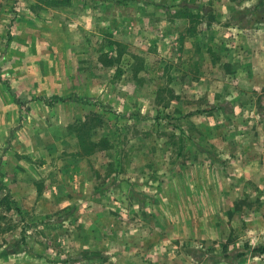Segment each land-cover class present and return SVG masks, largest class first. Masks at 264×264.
I'll return each instance as SVG.
<instances>
[{"label": "rangeland", "instance_id": "rangeland-1", "mask_svg": "<svg viewBox=\"0 0 264 264\" xmlns=\"http://www.w3.org/2000/svg\"><path fill=\"white\" fill-rule=\"evenodd\" d=\"M59 1L0 0V264H264V0Z\"/></svg>", "mask_w": 264, "mask_h": 264}, {"label": "crops", "instance_id": "crops-1", "mask_svg": "<svg viewBox=\"0 0 264 264\" xmlns=\"http://www.w3.org/2000/svg\"><path fill=\"white\" fill-rule=\"evenodd\" d=\"M262 29L263 28L260 27V29L258 31L256 29L253 30V31H251V29H247L245 32H241L239 34V35H242L241 36V40H242L241 41L242 42L241 46H243L244 49H247V50H248L249 46L252 47V48H256V49H259L260 47L263 48L264 40H262L260 45L257 43V41L255 43H253V41L250 40L252 37H254L255 39L256 38L257 39H259V38H263L264 39V35H263L264 31L262 32ZM249 32H251V33H249ZM255 34H260V35H255ZM248 36H250V37H248ZM257 53H259V50H257ZM249 54L250 53H248V55Z\"/></svg>", "mask_w": 264, "mask_h": 264}, {"label": "trees", "instance_id": "trees-1", "mask_svg": "<svg viewBox=\"0 0 264 264\" xmlns=\"http://www.w3.org/2000/svg\"><path fill=\"white\" fill-rule=\"evenodd\" d=\"M68 0H60L59 2H67ZM72 98H76V99H81V97L77 96V95H74V96H68V97H61V96H51V97H48V98H42V100L45 101L46 104H54V103H58L60 101H64V100H68V99H72ZM255 252H258V253H264V244L262 245H259L257 247H255L253 249Z\"/></svg>", "mask_w": 264, "mask_h": 264}]
</instances>
